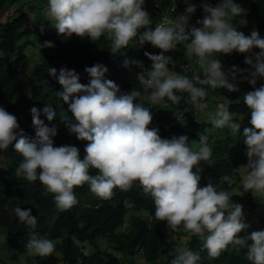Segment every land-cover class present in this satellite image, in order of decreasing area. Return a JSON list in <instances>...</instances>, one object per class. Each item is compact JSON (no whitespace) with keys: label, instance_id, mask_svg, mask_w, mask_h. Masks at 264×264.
<instances>
[{"label":"clouds","instance_id":"9594fccd","mask_svg":"<svg viewBox=\"0 0 264 264\" xmlns=\"http://www.w3.org/2000/svg\"><path fill=\"white\" fill-rule=\"evenodd\" d=\"M185 2V11L175 20L165 18L152 27L150 13L143 7L145 0H48L45 14L59 34L69 37L76 34L92 41L105 35L114 53L134 38L141 45L151 42L161 49L158 54L145 51L151 66L137 74L140 85L150 94L145 98L136 88L121 91L118 83L105 78L108 69L100 62L85 67L90 76L86 84L74 68L65 66L57 70L50 66L49 75L62 86L56 94L68 104L71 113V117L60 115V121L70 134L89 141L85 145L86 155L81 159L80 149L73 144L56 146L58 125L46 124L41 119V109L35 106L30 109L35 137H30L20 127L17 116L0 105V150L11 145L22 155L16 175L30 182H42L54 194L60 211L78 203L75 186L87 183L97 196L110 199L115 187L126 191L138 180L143 191L154 200L156 219L166 221L174 231L182 225L197 235L209 257H218L232 244L238 252L246 249L245 255L252 264H264V229L246 231L250 224L245 221L243 205L233 202L231 192L221 187L224 182L231 184L230 178L224 175L219 184L209 179L200 186L203 171L200 162L215 164L209 134L199 133L200 143L194 148L186 134L165 138L158 127H149L153 117L145 99L154 105L165 98L179 104L183 97L178 93L186 92L192 107L203 112L208 108L205 86L239 91L238 73L248 72L241 79L249 80L253 86L257 79L264 78V37L257 30L249 35L239 30L234 20L246 10L237 0H219L215 5L204 0L201 5L204 16L198 20L199 26L189 23L197 5L191 0ZM44 28L41 23V32ZM178 43L184 44L186 56L196 57L199 73L193 72L190 77L168 67L170 57L165 53ZM38 46L55 45L46 40L38 41ZM255 48L260 51L255 52ZM233 51L249 53L245 63L251 69L233 65L225 70L217 53ZM10 59L15 60L16 55L13 53ZM123 63L127 67L128 59ZM136 64L144 68L142 61L136 60ZM243 101L251 110L252 126H245L241 133V123L233 119L227 103L218 104L211 124L214 128L227 127L242 138L248 158L242 187L245 192L253 190L264 195V84L246 92ZM42 111L48 121L58 115L51 104H46ZM90 168L98 172L93 175ZM14 212L20 223L36 227L38 216L32 214L31 208L17 205ZM26 249L33 256L43 257L54 252L55 242L46 235H33ZM200 259L199 252L177 247L170 264H197Z\"/></svg>","mask_w":264,"mask_h":264},{"label":"trees","instance_id":"16d2710c","mask_svg":"<svg viewBox=\"0 0 264 264\" xmlns=\"http://www.w3.org/2000/svg\"><path fill=\"white\" fill-rule=\"evenodd\" d=\"M15 1L18 0H0V10L5 8L7 2ZM203 2L204 0H191V3L197 5L193 16H204L201 7ZM208 2L217 4L215 0ZM143 7L146 8V2ZM243 21L246 22L243 24V32L246 35L252 30H257L264 37V0H253L246 8ZM151 26L154 27L155 24ZM32 34L33 29L28 25L27 12L21 11L10 19L0 20V105L17 116L20 127L30 137H35L30 109L33 106L41 109V119L46 124L58 125V134L54 137L56 146L76 145L83 159L86 155L85 145L89 141L70 134L60 121V115L71 117V113L68 104L57 96L56 91L61 90L62 86L49 75L48 68L50 66L56 67L57 70L65 66L74 68L80 73L81 82L86 84L90 76L84 71L85 67L100 62L108 69L104 74L105 78L114 80L125 92L136 88L148 96L150 91H144L137 80V74L151 66V60L144 54L145 51L158 54L162 50L154 47L151 42L141 45L134 38V41H130L127 46L114 53L111 51V41L105 35L97 41H92L76 34L71 37L59 34L55 28L38 36L40 43L51 40L55 46L39 47V60L29 70L23 65L22 60L26 56L25 49L33 42L30 38ZM185 51L183 48L182 52ZM13 53L16 55L15 60L10 59ZM247 55L249 53L236 51L231 54L217 53L225 70L231 69L233 65L241 69H251V66L245 63ZM125 59L129 61L127 67L123 63ZM136 60L143 62V69L136 64ZM168 67L191 77V74L184 70L182 63L170 61ZM256 82L259 87L264 84V78L257 79ZM226 92L229 110L233 119L241 123L242 133L245 126H252L251 110L244 103L239 91L226 89ZM178 94L183 97L179 104H173L167 98L157 105L146 100L145 106L151 108L153 117L149 127H158L159 134L169 138L173 135L186 134L189 143L199 141L201 132L209 134L215 164L209 166L206 161H201L202 173H206L209 179L217 184L224 175L238 182L240 177L237 175V168L245 166L248 159L242 138L233 135L227 127L217 128L218 133L208 132L210 123L196 119L194 107L188 100V93ZM46 104H51L57 111L58 115L52 121H48L42 111ZM172 113H179L178 115L182 116L179 120H185L187 125L182 126L179 121H173L175 118ZM1 157L5 159V165L0 166V244L3 238L10 262L0 256V264H14L21 254L25 255L23 260L26 264H124L123 261L140 264L135 260V253L139 251L146 264H170L176 244L169 240L168 234L174 230L167 226L166 221L156 219L154 200L143 191L138 180L126 191L115 187L110 199L97 196L90 191L87 183L75 186L74 192L78 203L60 211L55 205L54 194L48 192L42 182L39 180L30 182L23 176L16 175V169L23 159L20 153L10 145L8 149L0 150ZM89 172L95 175L98 170L90 168ZM238 190L236 197L243 205L245 221L250 224L246 231L257 230V222L249 220L248 215L251 213L259 215L260 198L253 190L245 192L242 183L239 184ZM17 205L24 209L31 208L32 214L38 216L35 228L19 222L14 212ZM133 210H144L148 217L143 218L131 213L127 225L123 227L125 217ZM260 219L258 221H261ZM179 228L184 229L182 225ZM186 232L189 239L185 248L199 252L201 259L197 264H252L245 255L246 249L238 252L232 244H229L218 257H209L207 249L203 247V241L188 230ZM33 235H46L52 239L55 242L54 252L43 257L31 255L26 249V244ZM101 237L108 242L109 247L122 256L118 257L109 249L99 248L96 242ZM78 242H87L94 248L85 252Z\"/></svg>","mask_w":264,"mask_h":264},{"label":"rangeland","instance_id":"374dc122","mask_svg":"<svg viewBox=\"0 0 264 264\" xmlns=\"http://www.w3.org/2000/svg\"><path fill=\"white\" fill-rule=\"evenodd\" d=\"M160 1L161 0H159V2ZM242 1L244 2V7L242 6V4L240 5L246 10V7H249L250 3L253 0H248L249 3L247 2V0H242ZM237 2L239 3L238 0ZM47 3H48V0H18L13 3L7 2L5 4V8L0 10V20L1 21H4L8 18L10 19L13 16L17 15L18 13H20L21 11L27 12L28 14V25L31 26L33 29V34L30 37L33 42L29 44L27 48L25 49L26 56L22 60V63L29 70L32 69V66L39 60L40 48L38 46V36L41 35L43 32L48 33L52 31L53 29H55V27L51 25L52 22L48 20L45 14ZM186 7H187L186 2L184 5L180 4V7H179L180 10L177 13H175L174 19H176L180 13L184 12ZM146 10H147V6H146ZM192 17H193V14L191 16L189 23L192 22ZM41 23L45 25L43 32H41L40 30ZM183 48L185 49L184 44L178 43L175 49L170 50L169 52L165 53V55L170 57V61L182 63L184 70L188 72L189 74L192 75L193 72L199 73L201 70L199 68L198 63L196 62V58L194 56L191 58L186 56L185 55L186 51L182 52ZM247 75H248V72L239 73L237 75L236 83L238 84L241 97H243V95L246 92L251 90V86L249 85V80L241 79L242 76H247ZM201 76H202V73H201ZM205 87L207 89V95L204 98V100L207 102L208 108L203 112L194 108L195 117L198 121H205L207 123H210L211 127L207 129L208 132L218 133V129L214 128L213 125L211 124V116L215 114L219 103H228L229 99L227 98V92L225 88L211 89L210 87H207V86ZM120 88H121V91L125 92L122 86H120ZM178 114L172 113L173 118H175L173 119V121H177V122L179 121L180 125L186 126L187 122L185 120H179L182 116ZM161 137L169 138L166 135H163ZM199 143L200 141L190 142V144L194 148H198ZM3 165H5V159L1 157L0 166H3ZM244 174H245V166H239L237 168V175L240 177V180L237 182L235 181V179L231 178L230 179L231 184H229L228 182H224L221 185V187L228 189L231 192L233 202L240 203L236 195L239 193L238 186L241 183ZM208 180H209L208 175L206 173H201V181L199 182L200 186H204L205 184H207ZM253 193L255 192L253 191ZM257 195H258V198H260L259 203L261 204L259 215L251 213L248 215L249 216L248 219L253 222H257L256 225L258 226V229H264V195L262 194H257ZM131 213L138 214L142 216L143 218L148 217V213L144 210H133V212L129 211V214L125 217V223L123 227L127 225V220ZM258 219H260L261 221H258ZM188 235L189 234L186 232L185 229L178 228L177 230L170 232L168 234V237H169V240L173 241L176 244V248L177 247L185 248L186 242L189 239ZM78 244L83 246V249L85 252H89L93 250L94 248L91 244L87 242L85 243L78 242ZM96 245L101 249L111 250L118 257L122 256L119 252L113 250L112 247H109L108 242L102 237L97 239ZM0 256L5 257V259L8 262H10L8 259L9 254H7L5 250V246L3 245V238L0 244ZM24 256L25 255L23 254L19 255L18 260H16L14 264H21V261L24 259ZM135 260L140 264H146L140 251L135 253ZM123 263L129 264L126 261H123Z\"/></svg>","mask_w":264,"mask_h":264},{"label":"built area","instance_id":"2783aa9c","mask_svg":"<svg viewBox=\"0 0 264 264\" xmlns=\"http://www.w3.org/2000/svg\"><path fill=\"white\" fill-rule=\"evenodd\" d=\"M184 0H145L146 6H147V11L150 13V16L152 18L153 23L156 25L157 23L163 22L165 18L175 20V13H177L180 10V4H183ZM216 3H219V0H215ZM245 13V12H244ZM244 13L240 14L237 16L234 20V22L238 25V28L240 31H243V24L241 22L243 21L244 18ZM203 17L200 16H193L192 17V22L190 25H196L199 26L198 20L202 19ZM255 52L260 51L259 48L254 49ZM173 70V69H171ZM251 88L253 89L254 87H257V82L256 85L253 86L249 82ZM218 89V88H217ZM131 91V90H130ZM143 97H147V94L144 92H141ZM147 99L144 100V103L146 102Z\"/></svg>","mask_w":264,"mask_h":264},{"label":"crops","instance_id":"0c3cea01","mask_svg":"<svg viewBox=\"0 0 264 264\" xmlns=\"http://www.w3.org/2000/svg\"><path fill=\"white\" fill-rule=\"evenodd\" d=\"M239 1V4L240 3H242V6L244 7V2L242 1V0H238ZM247 2H248V0H247ZM249 3V2H248ZM185 4V0L183 1V4L182 5H184ZM251 4V3H250ZM250 6V5H249ZM247 8V7H246Z\"/></svg>","mask_w":264,"mask_h":264}]
</instances>
